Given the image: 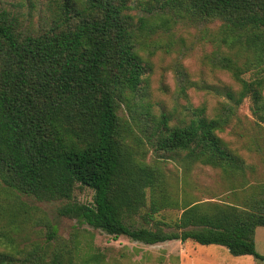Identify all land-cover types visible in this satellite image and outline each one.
<instances>
[{"label":"trees","instance_id":"obj_1","mask_svg":"<svg viewBox=\"0 0 264 264\" xmlns=\"http://www.w3.org/2000/svg\"><path fill=\"white\" fill-rule=\"evenodd\" d=\"M136 1L142 16L130 14L138 8L130 0H59L48 22L32 30L20 6L0 0V264H105L101 254L79 258L76 233L64 240L55 226L42 243L29 240L32 220L18 197L63 202L59 217L114 239L216 245L264 264L254 243L256 228L264 227V187L241 205L184 202L175 222L156 220L177 204L162 173L138 161L129 145L131 137L158 160L183 154L188 167L209 166L228 177L242 172L243 160L218 133L245 99L264 122V0ZM181 20L219 23L207 62L239 89L216 91L228 101L224 114L208 118L198 108L170 125L168 114L137 109L134 98L145 83L146 39ZM122 106L129 121L118 116ZM77 185L93 191L90 204L73 200Z\"/></svg>","mask_w":264,"mask_h":264},{"label":"rangeland","instance_id":"obj_2","mask_svg":"<svg viewBox=\"0 0 264 264\" xmlns=\"http://www.w3.org/2000/svg\"><path fill=\"white\" fill-rule=\"evenodd\" d=\"M3 1L20 6L25 15L24 24L32 30H38L48 22L51 10H54L59 0ZM130 4L138 7L139 3L130 0ZM140 10V7L133 8L130 14L142 16ZM218 26L217 22L192 24L181 20L169 31L146 39L141 55L147 61V72L145 83L134 98L137 109L143 105L154 115L164 112L170 116V125L188 120L190 111L198 108H203L208 118L226 112L223 107L228 106V101L216 91L231 88L237 92L239 87L229 74L214 69L207 62L216 52L210 35ZM251 108V101L245 99L233 109L228 125L218 133L226 146L240 156L245 164L241 173L229 177L220 169L209 166L193 164L188 167L183 154L176 156V160H158L146 143L137 144L129 138L135 158L156 167L162 173L168 195L177 204L176 207L154 214L156 220L175 222L184 202L241 205L244 195L264 187V122L252 115ZM118 116L129 121V113L123 106ZM134 133L137 134L136 131ZM4 197L6 200L12 199L10 196ZM92 197V190L76 186L74 201L90 204ZM18 200L24 204L32 220L26 225L29 240L42 243L48 226H55L57 235L64 240L76 233L79 241L77 253L82 259L101 254L105 264H263L251 256L233 257L225 248L216 245L170 241L147 246L124 237L114 239L75 220L59 217L56 210L63 202H39L28 197H18ZM148 206L149 198L141 213L147 212ZM133 219L137 224L141 223L139 218ZM256 251L264 256V228L257 232Z\"/></svg>","mask_w":264,"mask_h":264},{"label":"crops","instance_id":"obj_3","mask_svg":"<svg viewBox=\"0 0 264 264\" xmlns=\"http://www.w3.org/2000/svg\"><path fill=\"white\" fill-rule=\"evenodd\" d=\"M260 228H264V227H258V228H256V230H255V234H254L255 249H256L257 232H258V230H259Z\"/></svg>","mask_w":264,"mask_h":264}]
</instances>
